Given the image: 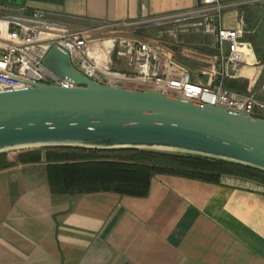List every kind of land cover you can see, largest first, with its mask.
<instances>
[{
    "label": "crops",
    "instance_id": "obj_1",
    "mask_svg": "<svg viewBox=\"0 0 264 264\" xmlns=\"http://www.w3.org/2000/svg\"><path fill=\"white\" fill-rule=\"evenodd\" d=\"M199 6L200 0H0V20L39 9L79 29L176 15L138 32L160 37L183 59L184 48L217 51L215 38L192 26L201 15L190 12ZM242 13L245 39L256 48L248 61H254L264 53V1L226 8L218 26L236 27ZM245 66L229 84L250 93L248 78L239 85ZM262 82L254 90L264 100ZM53 151L18 150L14 158H22L0 170V264H264V183L227 174L207 181L156 173L145 196L54 191L49 165L60 161Z\"/></svg>",
    "mask_w": 264,
    "mask_h": 264
},
{
    "label": "water",
    "instance_id": "obj_2",
    "mask_svg": "<svg viewBox=\"0 0 264 264\" xmlns=\"http://www.w3.org/2000/svg\"><path fill=\"white\" fill-rule=\"evenodd\" d=\"M44 64L75 86L0 91V153L34 147L139 148L198 154L264 170V119L211 104L98 83L53 46Z\"/></svg>",
    "mask_w": 264,
    "mask_h": 264
},
{
    "label": "built area",
    "instance_id": "obj_3",
    "mask_svg": "<svg viewBox=\"0 0 264 264\" xmlns=\"http://www.w3.org/2000/svg\"><path fill=\"white\" fill-rule=\"evenodd\" d=\"M262 1L200 0L198 9L190 13L200 14L201 19L192 26L212 35L217 51L201 53L184 48L183 59L160 37L147 38L138 32L156 19L176 18V15L79 29L53 21L47 12L39 9L28 15H10L0 20V91L39 82L75 86L44 64L45 56L56 46L69 54L78 71L98 83L169 94L264 119V100L229 84L240 78L253 51L251 42L245 39L249 32L246 18L242 13L234 28L218 26L226 8H242ZM141 8L146 9L144 2Z\"/></svg>",
    "mask_w": 264,
    "mask_h": 264
},
{
    "label": "trees",
    "instance_id": "obj_4",
    "mask_svg": "<svg viewBox=\"0 0 264 264\" xmlns=\"http://www.w3.org/2000/svg\"><path fill=\"white\" fill-rule=\"evenodd\" d=\"M230 87L237 86L230 84ZM31 149H46L48 155L50 150H55L54 158L60 162L49 165L50 183L54 191L112 190L145 196L156 173L182 174L207 181H218L221 175L227 174L264 183L262 169L198 154L139 148L47 146ZM11 154L0 153V170L22 158L21 154L12 158Z\"/></svg>",
    "mask_w": 264,
    "mask_h": 264
},
{
    "label": "rangeland",
    "instance_id": "obj_5",
    "mask_svg": "<svg viewBox=\"0 0 264 264\" xmlns=\"http://www.w3.org/2000/svg\"><path fill=\"white\" fill-rule=\"evenodd\" d=\"M175 27L178 28V30H181V27H178V26L174 25V28ZM183 28H186V26L183 27ZM147 30L148 29H146V31ZM153 33L154 34L156 33V34L160 35V32L158 33L157 30L155 32H153ZM96 36H98V35L96 34ZM262 49L264 50V47ZM255 51H256V48H255V46H253V51H252L251 55H253L254 58L256 56V52ZM256 59H258L257 63H254V61L251 58L249 59V61H247V64H246L245 70H244V76H243L242 79H240L242 81H240V84H239V85L244 84L243 80H246L244 78H248L247 80H249V83H251L250 89H249L250 93H256L255 90H254L256 84H257V86H259L261 81L264 80V53H262L261 56L259 58H256ZM16 151H18V150L8 151L9 153H12L10 157L14 158V154H15Z\"/></svg>",
    "mask_w": 264,
    "mask_h": 264
}]
</instances>
